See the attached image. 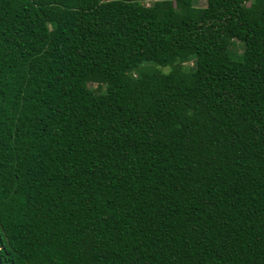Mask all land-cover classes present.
Returning <instances> with one entry per match:
<instances>
[{
  "label": "trees",
  "instance_id": "trees-1",
  "mask_svg": "<svg viewBox=\"0 0 264 264\" xmlns=\"http://www.w3.org/2000/svg\"><path fill=\"white\" fill-rule=\"evenodd\" d=\"M197 1L0 0L3 264H264V0Z\"/></svg>",
  "mask_w": 264,
  "mask_h": 264
},
{
  "label": "rangeland",
  "instance_id": "rangeland-1",
  "mask_svg": "<svg viewBox=\"0 0 264 264\" xmlns=\"http://www.w3.org/2000/svg\"><path fill=\"white\" fill-rule=\"evenodd\" d=\"M146 4H150V3H146ZM146 4H145V6H146ZM206 3H205V1L204 0H199V1H197V5H199V6H204ZM236 49H237V52L238 53H241L242 51H243V46H242V44L240 43V42H237L236 43V47H235ZM238 59H240L239 57H238ZM190 65L191 66H193L194 65V62L192 61L191 63H190ZM163 70H165V71H168L169 70V67H164V68H162ZM90 87H92V88H100L99 86H98V84H90Z\"/></svg>",
  "mask_w": 264,
  "mask_h": 264
},
{
  "label": "water",
  "instance_id": "water-1",
  "mask_svg": "<svg viewBox=\"0 0 264 264\" xmlns=\"http://www.w3.org/2000/svg\"><path fill=\"white\" fill-rule=\"evenodd\" d=\"M1 249H2V247L0 246V264H3V258H2V255H1Z\"/></svg>",
  "mask_w": 264,
  "mask_h": 264
}]
</instances>
